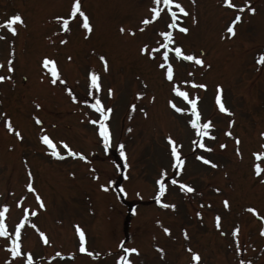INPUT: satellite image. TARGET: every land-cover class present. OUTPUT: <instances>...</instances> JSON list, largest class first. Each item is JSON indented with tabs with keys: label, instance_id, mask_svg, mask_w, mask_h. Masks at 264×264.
I'll list each match as a JSON object with an SVG mask.
<instances>
[{
	"label": "rangeland",
	"instance_id": "374dc122",
	"mask_svg": "<svg viewBox=\"0 0 264 264\" xmlns=\"http://www.w3.org/2000/svg\"><path fill=\"white\" fill-rule=\"evenodd\" d=\"M70 2L0 0V23L16 13L23 18L15 36L0 29L5 37L0 39V75L6 77L0 81V112L5 114L0 117V205L8 206L5 224L10 233L7 239L0 237V264H24L26 257H13L6 247L24 208L36 211L22 227L20 240L22 252L32 256L31 264H116L120 255H127L132 264H264V235L260 234L264 221L245 211L251 207L264 217V183L253 174L254 164L264 170V157L252 155L264 151L260 135L264 132V61L257 63L258 56L264 55V0H249L255 11L244 8L234 36L225 30L245 0H230L236 9L224 6L223 0H179L189 15L178 23L188 32L175 29L174 39L186 54L200 56L205 64L175 58L170 63L177 83L191 79L206 85L204 89L181 87L189 98L199 97L201 120L211 122L209 132L214 138H203L211 151L193 146L196 137L186 123L190 115L168 105L169 99L182 108L186 102L170 92L156 61L138 51L145 43L156 46L154 42L161 39L157 32L166 30L170 18L162 14L141 32L138 22L150 16V0H81L92 31L86 34L82 20L74 18L69 31L59 32L52 18L64 15ZM121 26L133 28L135 35L122 34ZM62 39L66 43L61 44ZM100 55L107 60V71ZM44 56L55 61L60 77L55 84L41 66ZM9 59L12 72H8ZM89 71L98 74L100 84L92 96L88 95ZM217 85L229 113L221 112L215 102ZM137 92L143 93L139 99ZM96 96L112 109L106 121L111 133L107 153L97 126L89 122L99 114L83 103L94 102ZM6 118L21 139L4 127ZM45 133L63 159L51 156V149H42L39 137ZM168 136L181 145L184 164L179 176L172 167ZM60 141L86 159L64 155ZM220 144L226 146L221 149ZM198 155L217 166L196 159ZM162 170L193 191L167 183L162 203L157 204L155 180ZM29 172L35 192L26 188ZM117 188L137 203L133 214L124 216L127 207L120 202ZM32 224L45 233L47 244ZM76 225L85 233V253L79 251ZM236 226L238 236L233 237ZM165 227L170 230L167 234ZM124 248L137 252L125 254ZM192 252L198 254V261H192Z\"/></svg>",
	"mask_w": 264,
	"mask_h": 264
},
{
	"label": "snow or ice",
	"instance_id": "6c2138e0",
	"mask_svg": "<svg viewBox=\"0 0 264 264\" xmlns=\"http://www.w3.org/2000/svg\"><path fill=\"white\" fill-rule=\"evenodd\" d=\"M195 0H193V3ZM249 0H245V3L243 6H240L239 9L236 11L235 18L231 20L230 23L227 24L226 27V33L229 36H234L235 35V28L234 26L241 20V13L244 11V8L247 6V11L250 13H253L255 10L248 6ZM223 5L227 6L229 8L236 9L237 6L235 4H232L230 0H223ZM148 11L150 13V16H145L141 20H139V25L141 27L138 28L139 31L143 32L145 28L143 26H147L149 24H152L153 22L157 21L159 18L162 17V14L166 17H169L170 20L167 22L166 25V30H158L157 35L159 38L157 41H155V47H149L147 43L142 44L138 51L141 55L147 56L151 60L156 61V67L160 70L161 75L164 79H166L169 84H170V92L174 94L175 97L182 98L186 102V107H178L176 103H174L173 99L168 100V105L174 109L177 113H188L190 115V118L186 120V123L190 126V128L194 131L196 140L193 141V146L198 147L200 149H205L206 151H211V148H208L206 144L203 142L204 137H209V138H214L210 137V132L209 129L212 127L211 122L208 120H204L202 122L201 120V114L198 110L197 106V100L199 97L197 96H192L189 98V93L185 90H182L181 85L187 86L191 85L192 88H200L204 89L206 88V85L203 83H195L191 79H184L179 81V83L176 82L175 76H174V68L173 64L170 63L171 58H175L177 61H187V62H194L196 65H201L203 66L205 64L204 60L200 56H196L194 54L188 53L186 54L183 50L182 47L175 41L174 39V31L175 29H179L180 32L182 33H187L188 28L186 27H181L178 23L179 20L182 19V17H186L189 15L188 11L182 6V4L179 2V0H150V6L148 8ZM179 14V15H178ZM77 20H82V23L80 26L82 27L83 30H85L86 34L90 33L92 31V26L89 22L88 17L86 14L82 11L81 8V0H71L69 9L68 11L61 16H55L52 19L55 21V23L58 25V30L59 32H64L66 33L67 31L70 30V21L73 19ZM192 22L195 24L196 19L193 17ZM17 24H23V18L21 17L20 14H12L6 19L3 20L2 23H0V29H6L8 33H10L12 36H15L17 33L16 25ZM119 31L123 34L124 32H127L130 36L135 35V31L133 28H125L124 26H121ZM55 34V33H54ZM223 38V37H222ZM0 39H5L4 36H0ZM61 44L66 43V40H60ZM202 55V53H201ZM69 59H71L69 57ZM99 60L103 63L105 71H107V60L105 56L100 55ZM264 61V55H260L257 58V63H261ZM41 66L43 69L46 70L47 73H50L51 76V83L55 84L59 81V72L57 71V68L55 66V61L50 59L47 56H44L41 60ZM12 60L9 59L8 61V72H12ZM192 74L189 73V76ZM6 77L4 75H0V81L5 80ZM43 79V77H42ZM87 80H88V88L89 92L88 95L92 96L93 95V89L96 92H99L100 89V84H99V76L95 71H89L87 73ZM69 92L71 90H68ZM112 95V89H108V96L111 97ZM143 95L142 92H137L136 97L139 99ZM73 100L76 99L75 96L72 97ZM215 102L219 107V110L224 113H229V109L224 106V104L221 102V88L220 85L216 86V96H215ZM84 104L89 105L96 113L99 114L98 119H93L90 120L89 122L92 123L93 125L97 126V131L98 135L101 138V142L103 143L105 149L108 148L109 143H110V138H111V133L108 128V125L106 121L109 118V113H111L112 109L105 108L104 105L102 104L100 98L96 96L94 102L89 104V101L85 100L83 101ZM37 108L40 106L37 104ZM131 107H135L132 105ZM143 112L144 110L141 109ZM147 115V113H145ZM5 114L3 112H0V117H4ZM35 122L37 124H40L41 121L39 118H35ZM4 127L7 129L8 132L14 133V135L17 137V139H21V134L18 130H15L13 125L10 122V119H4L3 121ZM232 121H229V127H231ZM41 132L43 133L44 130L41 129ZM225 135L227 136H232V133L230 131H226ZM261 137L264 138V132L260 133ZM39 139L44 145H47L49 149H51L50 155L59 159H63V156L61 155L60 152L55 150V147L53 145V141L49 138V136L45 133L40 135ZM167 140L168 145L170 146V156H171V161H172V167L176 168L178 171L176 173L177 176L180 175V170L182 169V166L184 164V160L181 157V152L179 149L181 148V145L176 143L175 140L172 139V137L168 136L165 137ZM64 151V155L70 156V157H78L80 159H86V157L79 151H74L72 150L67 143L64 141L59 142ZM235 143L239 145L240 140L239 138H235ZM226 145L220 144L219 147L223 149ZM120 149V157L123 159L125 157V152H124V146L121 144L118 146ZM261 148L264 149V144L261 145ZM237 155H241L239 148L237 147L236 149ZM254 157L257 159H260L261 157H264V151H261L259 153L254 152L252 154ZM196 159L202 161L205 164H209L212 167H216L217 165L214 164L212 161L206 159L204 156L198 155ZM125 167L127 165L125 164ZM253 170H254V175L261 177L260 182L264 183V170H262L260 164H254L253 165ZM167 176L166 171L162 170L159 177L155 180V184L158 186V190L155 193V201L157 204H161V196L165 193L166 191V184H165V177ZM29 177V182L26 185V188L31 191L35 192V189L33 188L32 185V177L31 173H28ZM94 179L96 177H93ZM171 184L176 185L179 184V187L183 191L187 192H192L193 189L190 185L180 182L177 179H171ZM101 188H105V185H101ZM123 191V189H121ZM215 191H219V189H215ZM36 200L39 202L40 208L44 207L43 202L41 201L40 196L37 194L36 195ZM224 207L227 208L228 201L225 199L223 201ZM20 202H17V207H20ZM163 207H168V208H173L174 205L171 204H163ZM8 206L7 205H0V237L3 238H9L10 233L6 228L5 224V213L7 211ZM245 211L252 213L253 215H258L255 209L248 207L245 209ZM24 215L23 217L20 218L19 222L15 224V230L14 232L11 233L12 238L6 247L9 249L11 255L13 257L16 256H24L26 257L24 264H31L32 262V256L29 253H24L22 252L21 248V230L22 227L25 225L26 221L28 220L29 215L35 216L36 211L32 210L31 213H29L28 208L23 209ZM200 213L197 212V216H199ZM260 220L264 221V217H259ZM216 220V227L219 228L220 224V217L217 215L215 217ZM159 224L160 222L157 221ZM31 227L36 228L35 224H32ZM75 227V233L78 236L79 239V251L81 253H85L88 250L86 249L85 246V233L83 230L78 226ZM36 230L39 233V237L41 241L45 244L48 243V239L43 231H40L38 228ZM163 231L167 234L169 233V229L167 227L163 228ZM239 232V227L236 226L232 229L231 235L233 237H237ZM260 234L264 235V228L260 229ZM185 238L187 239V234L185 232ZM122 247V245H121ZM125 254L128 253H135L137 252V249L135 248H124L123 249ZM188 251L191 252V249H188ZM91 255V253H88ZM59 256L60 253H57ZM199 260V256L197 253L192 252V261L196 262ZM116 264H132L131 260L128 259L127 255H120L117 258ZM243 264V262H241Z\"/></svg>",
	"mask_w": 264,
	"mask_h": 264
}]
</instances>
